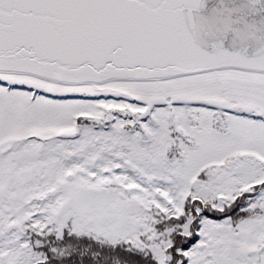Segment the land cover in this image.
Wrapping results in <instances>:
<instances>
[{"label":"trees","instance_id":"16d2710c","mask_svg":"<svg viewBox=\"0 0 264 264\" xmlns=\"http://www.w3.org/2000/svg\"><path fill=\"white\" fill-rule=\"evenodd\" d=\"M184 106L166 102L145 104L125 95H52L23 84L0 81V187L6 185L14 194L13 201L3 210L4 215L18 225L37 228L36 223L45 221L42 217L50 216L48 210L58 208L60 200L52 203L47 189L36 190L34 181L45 178L52 182L63 167L74 171L75 181L81 178V169H85L89 174L85 177L88 185L96 188L110 183L108 178L114 176L119 185L129 189L131 196L143 203L146 197L149 212L160 220L158 229L171 230L166 252L172 256L163 263L149 249L133 246L124 239L110 241L94 233L77 231L68 220L59 235L46 223L45 230H40L44 232L42 238L38 231L30 233L24 229L19 237L16 232H9V242L0 247V258L5 254L9 258L6 261L1 258L0 264H185L190 261L192 250L201 247L196 231L204 223L216 220H225L229 227L250 236V244L260 236L262 241L264 204L252 203L263 189L264 180L254 184L253 190L238 192L231 200L220 203V196L203 198L192 186L193 181L205 179L209 169L239 156L241 151H229L231 146L225 140L233 130L238 137L237 122L243 117L229 116L214 106L203 113L206 115L213 109L218 112L212 113L208 122L193 108ZM147 138L158 139L164 147L157 146L168 149L166 159L172 158L174 150L178 163L188 162L182 169L185 181H178L177 177H170L168 182L158 177L153 180L141 170L124 165L121 149L125 142ZM169 140L171 145L166 147ZM74 141L79 143L72 145ZM88 144L98 153L94 167L90 163V149L79 150ZM64 146L70 150L69 158L62 154ZM246 147L259 150L252 143H246ZM261 148L264 150V145ZM21 158H27V164L21 163ZM256 159L264 161V156ZM90 174L94 177L90 178ZM26 236H29L26 245L33 252H23L20 247L23 244L18 245ZM36 240H40V246L35 244ZM262 253L264 248L260 252L263 258Z\"/></svg>","mask_w":264,"mask_h":264},{"label":"rangeland","instance_id":"374dc122","mask_svg":"<svg viewBox=\"0 0 264 264\" xmlns=\"http://www.w3.org/2000/svg\"><path fill=\"white\" fill-rule=\"evenodd\" d=\"M0 81L8 84H23L52 95H125L145 104L166 102L175 107L185 105V108H193L201 115L202 120L208 122L212 113H218L215 110L221 109L220 112L222 110L228 112L229 116L241 115L243 118L237 122L238 137L234 136L236 132L233 130L225 141L231 146L228 147L229 151H241L246 155L209 169L205 179L193 181L192 186L203 198L227 196L220 198L218 200L220 203L226 199L231 200L238 192H243L242 188L248 187L252 181L258 182L264 178V164L251 158L260 159V156H264V150L261 148L264 145V73L220 69L161 80H113L97 87L92 84H58L31 75L15 73H0ZM214 106H216L215 110L203 114L207 109L210 110L209 107ZM168 121L171 122L169 118ZM146 140L125 142L121 149L122 157L136 163L139 166L138 170L153 180L157 179L152 178L155 175L166 182L170 181V177L185 181L182 169L188 162L178 163L174 159V150L171 153L172 158L166 159L168 149L165 151L159 148L157 145L164 146L158 139ZM78 143L74 141L71 144ZM246 143H252V146L258 147L259 150H249ZM170 145L171 140L166 147ZM91 146L92 144L83 145L79 149H84V152L90 149V160L98 154L91 150ZM117 151L120 152L118 149ZM254 152H257V155L253 154ZM62 154L70 157L68 146H64ZM75 160L73 158L74 162ZM20 162L27 164L28 160L21 158ZM190 167L191 165L186 166V170L189 171ZM59 172L52 182L45 178L34 181L36 190L47 189L52 203H55L56 199L60 200L58 208L48 210L50 216L42 217V220L46 219L45 221L39 225L36 223L37 228L28 224L18 225L13 223L7 214L4 215L3 210L5 211L7 204L13 201L14 194L6 185L0 187V247L7 245L11 231L16 232L18 237L24 229L30 233L38 231L39 238H42L44 232L40 230H45L46 223L52 225L59 235L64 223L71 220L77 231L94 233L110 241L117 239L131 241L133 246L149 249L158 261L163 263L170 261L172 256L166 252V244H169L171 230L158 229L160 220L149 212L148 206L145 205H149L146 197L143 203L137 197L131 196L129 189L119 185L114 176L108 178L110 183H104L106 185L96 188L88 185L85 177L89 174L85 169H81L82 176L77 181L66 180L67 173H74L67 167H63ZM123 194L124 196L120 197ZM256 202L264 204V187L252 204ZM196 232L200 234L201 247L192 250L191 259L185 264H216L217 261L219 264H263L264 257H261L260 252L264 248V239L261 241V236L250 244V236H244L239 230L229 227L225 220L206 222ZM28 237L18 243V245L23 244L20 246L23 252L32 251L26 245L29 241ZM34 242L40 246V240ZM205 256L209 257L206 259ZM1 258L8 259L9 254Z\"/></svg>","mask_w":264,"mask_h":264},{"label":"water","instance_id":"95a60500","mask_svg":"<svg viewBox=\"0 0 264 264\" xmlns=\"http://www.w3.org/2000/svg\"><path fill=\"white\" fill-rule=\"evenodd\" d=\"M220 69L264 72V0H0V72L98 84Z\"/></svg>","mask_w":264,"mask_h":264},{"label":"flooded vegetation","instance_id":"af4514ba","mask_svg":"<svg viewBox=\"0 0 264 264\" xmlns=\"http://www.w3.org/2000/svg\"><path fill=\"white\" fill-rule=\"evenodd\" d=\"M103 158L100 159V162L102 161Z\"/></svg>","mask_w":264,"mask_h":264}]
</instances>
